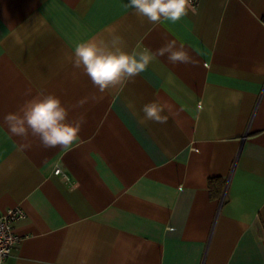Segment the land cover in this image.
<instances>
[{
	"label": "crops",
	"instance_id": "1",
	"mask_svg": "<svg viewBox=\"0 0 264 264\" xmlns=\"http://www.w3.org/2000/svg\"><path fill=\"white\" fill-rule=\"evenodd\" d=\"M128 3L0 0V215L25 213L6 264H264V0H199L160 24ZM113 33L129 52L183 44L193 63L158 57L100 93L73 52ZM40 94L83 120L72 148L9 131ZM153 100L166 124L144 119Z\"/></svg>",
	"mask_w": 264,
	"mask_h": 264
},
{
	"label": "clouds",
	"instance_id": "2",
	"mask_svg": "<svg viewBox=\"0 0 264 264\" xmlns=\"http://www.w3.org/2000/svg\"><path fill=\"white\" fill-rule=\"evenodd\" d=\"M126 7L135 9L138 16L145 17L152 24L162 21L175 23L188 14L191 0H129ZM122 44L123 38L115 33L107 41L92 39L80 43L73 52V67L82 68L93 86L103 93L109 88L133 81L158 57H166L172 64L193 63L183 44L177 47L174 42H169L155 52L141 46L129 52L121 47ZM85 102L80 101V106ZM166 110L168 106L157 100L142 108L146 121L159 124L168 122L169 117L164 114ZM68 116L69 110L59 97L40 94L25 101L16 112L6 114L3 119L14 136L27 138L31 135L38 138L46 149H70L80 140L83 120L69 122Z\"/></svg>",
	"mask_w": 264,
	"mask_h": 264
},
{
	"label": "built area",
	"instance_id": "3",
	"mask_svg": "<svg viewBox=\"0 0 264 264\" xmlns=\"http://www.w3.org/2000/svg\"><path fill=\"white\" fill-rule=\"evenodd\" d=\"M199 0H191V6H197ZM55 174H63L62 170L57 167ZM25 213L19 206H15L6 210L0 215V260L2 264H6L7 257L11 249L19 242V236L14 230V223L23 218Z\"/></svg>",
	"mask_w": 264,
	"mask_h": 264
},
{
	"label": "trees",
	"instance_id": "4",
	"mask_svg": "<svg viewBox=\"0 0 264 264\" xmlns=\"http://www.w3.org/2000/svg\"><path fill=\"white\" fill-rule=\"evenodd\" d=\"M208 188L211 197H220L223 189V182L221 179L209 178Z\"/></svg>",
	"mask_w": 264,
	"mask_h": 264
}]
</instances>
